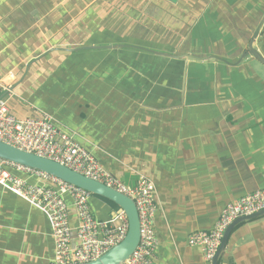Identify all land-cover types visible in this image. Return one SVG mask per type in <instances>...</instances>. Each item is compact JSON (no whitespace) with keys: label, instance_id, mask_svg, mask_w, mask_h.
<instances>
[{"label":"crops","instance_id":"1","mask_svg":"<svg viewBox=\"0 0 264 264\" xmlns=\"http://www.w3.org/2000/svg\"><path fill=\"white\" fill-rule=\"evenodd\" d=\"M250 43L264 58V0H0L10 112L48 114L124 184L153 182V264H211L188 237L264 189V65L237 64ZM94 46L122 47L77 50ZM53 250L45 216L0 187V264ZM218 264H264V216L233 229Z\"/></svg>","mask_w":264,"mask_h":264},{"label":"built area","instance_id":"2","mask_svg":"<svg viewBox=\"0 0 264 264\" xmlns=\"http://www.w3.org/2000/svg\"><path fill=\"white\" fill-rule=\"evenodd\" d=\"M8 92V86L0 82V142L65 166L134 201L139 220V243L124 264H153L158 248L153 182L140 176L135 186L124 184L105 170L79 140L59 129L48 114L16 118L4 97ZM0 187L45 216L54 244L49 264L92 262L121 243L127 234L128 220L122 209L113 210L107 219H98L91 206L92 194L44 172L0 158ZM70 209L75 214L76 227L71 225ZM262 210L264 189L226 204L213 228L190 235L187 243L200 248L204 260L211 263L228 226L240 217Z\"/></svg>","mask_w":264,"mask_h":264},{"label":"water","instance_id":"3","mask_svg":"<svg viewBox=\"0 0 264 264\" xmlns=\"http://www.w3.org/2000/svg\"><path fill=\"white\" fill-rule=\"evenodd\" d=\"M259 28H257V30L254 32L253 38H256ZM117 47L122 46H94L88 48H80L77 50L115 49ZM247 56H252L262 65H264V58L256 50H254V48L252 47V43H250L247 50L242 53L237 64ZM189 58L192 57L190 56ZM212 59L214 60V57H212ZM0 158L54 176L70 185L88 191L93 196L106 199L115 204L118 208L122 209L125 212L128 220V231L124 240L111 248L100 258L85 264H124L129 259L139 243V220L134 201L99 182L90 180L78 173L73 172L65 166L30 153L22 152L2 142H0ZM261 216H264V210L250 216L240 217L234 220L225 230L223 238L221 240V244L211 264H218L219 258L228 242L229 236L237 225Z\"/></svg>","mask_w":264,"mask_h":264},{"label":"trees","instance_id":"4","mask_svg":"<svg viewBox=\"0 0 264 264\" xmlns=\"http://www.w3.org/2000/svg\"><path fill=\"white\" fill-rule=\"evenodd\" d=\"M94 198H98L100 200H103L104 202H106L109 206H111L114 210H117L119 209L115 204H113L112 202L106 200V199H103V198H100V197H97V196H92Z\"/></svg>","mask_w":264,"mask_h":264},{"label":"rangeland","instance_id":"5","mask_svg":"<svg viewBox=\"0 0 264 264\" xmlns=\"http://www.w3.org/2000/svg\"><path fill=\"white\" fill-rule=\"evenodd\" d=\"M90 52H92V51H90ZM52 63H54V61H52ZM29 78L27 77L25 80L27 81ZM105 203V202H104ZM106 205V204H105ZM108 205V204H107ZM93 207V206H92ZM93 211H94V213H95V215H96V212H95V207H93Z\"/></svg>","mask_w":264,"mask_h":264}]
</instances>
